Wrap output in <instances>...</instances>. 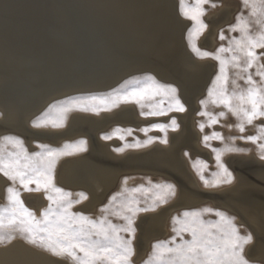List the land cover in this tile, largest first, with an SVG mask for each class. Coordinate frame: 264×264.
Wrapping results in <instances>:
<instances>
[{"label": "rangeland", "instance_id": "rangeland-1", "mask_svg": "<svg viewBox=\"0 0 264 264\" xmlns=\"http://www.w3.org/2000/svg\"><path fill=\"white\" fill-rule=\"evenodd\" d=\"M28 1L29 0H22L21 2V0H17L16 1L17 3L14 6H12V8L17 9L16 12L18 11L21 12V10L23 11L27 10L26 12L32 14V18L28 20V23H22V22L16 21L18 19L10 20V16H9L10 13L8 12L10 8L8 4L2 5V8H1L2 12L7 13L5 15L6 17L4 16L7 22L4 20V24H2V22L0 21V32L2 34L1 39L3 43H5V45L11 44L16 49L15 52H17L19 56L23 55L24 58L29 59L28 61L34 62V63H30L27 65H22L19 63L15 64L14 62L13 63L10 62V64L8 65V63L3 61V58L0 56V60L2 61V62L0 61V63H3V62L5 64L7 63L6 64L7 66H5L7 67L6 68L7 70L11 69V70L19 71V70L28 69V68L29 69L40 68V64H39L40 60L44 59L49 53V51L55 47L56 40L53 36L54 28H57L61 25H66L67 21L65 20L70 19V17L68 16L67 17L64 16L66 18L65 20L62 19L64 18L62 16L64 15L63 13L66 12V9H65V6L63 7L64 4H62L60 0L59 1L58 0H50V1L49 0H32L31 1L30 0L29 2ZM57 1H58V4H57ZM165 1L167 3H171L172 5L170 7H167L166 5H164L167 7V10L165 9L166 7L162 9L167 14L166 15L167 19L173 20L174 23L176 22V23L183 25L182 37L178 43V45L180 46L179 52H178L179 65L184 67L185 60H189V61H192L194 66H199V68H205L206 66H209V68H207V72L204 75L205 79L203 80L202 84L194 92H192L188 98L185 95H183L184 93L182 92L180 86H178L173 80L172 81L171 79L168 80L169 79L168 77H165V76L163 77V75L155 73L154 71L152 72L149 69H138V70L133 69L131 71H128V73L123 74L121 76L116 75L113 77V75H111L109 79L103 81V83L101 84L102 87H98V88H82L81 85L83 84L84 79L78 80L82 77L81 76L82 74L80 73L81 71H76V72L71 73L72 75H70V78L72 80L70 79L71 80L70 82H66L67 84L65 86L69 85V87H67L68 89H66L64 92H61V93L59 92L60 94L57 93L58 96L57 94L56 96L55 94H53L52 96L48 95L47 101H45L46 100L45 99L44 100L45 102L38 104L37 107L35 106V109L33 111L32 110L30 111L28 109L21 110V111L19 110L17 120H16L17 124L13 123V125L16 124L15 131H10L8 130L9 128L4 129L3 130L4 132L0 131V138H2L5 135L19 137L21 140H23L24 146L28 149L29 152L39 151V148L37 147V145H40V144H44L52 148L60 149V148H63L65 144H75L76 142L85 139L84 141H86V149H87L86 151L87 152L86 151H83L84 153L76 152L73 155L62 156L58 159L56 163V168H55V173H56L55 177L57 178V172L60 176L58 175V179L55 178V183L58 187H61L65 191L72 193V199L74 200L78 198L77 196L78 193H84L87 196V199L81 201V203L79 204H75L72 208V211L82 212L84 215L94 220L104 215V213L100 211L101 208H103L106 205H109L111 197L121 192V190L124 187L133 188L139 185L150 187L148 183L149 181H151L152 184L167 183V184L174 185L175 195L170 197L167 203L158 205L155 211L142 212L137 215L135 219V225H134L136 228V234H135V239L133 240V247L135 251H134V255L132 256V264H143V262L147 260L148 257L150 256L152 252V246L154 243H156L157 241L169 240L171 237L175 235V233L173 232V227H174L173 217L182 216V213L184 211L201 210L205 208H209L213 210H220V211L225 212L229 216L235 217V223L239 228L240 234L246 235L248 233H251L253 235V242L245 246L246 257L252 262V264H264V260H263L264 259L263 258L264 257L263 256L264 255V218H263L264 212H262L264 206L259 203V198H264V187L263 189L262 188H252V189L245 188L241 193L234 195L235 200L238 202L233 201V200L231 201L225 200V201L220 202L218 200H215V198L212 196L216 193L218 194L220 193L222 195L229 194L230 191H227V190H231L239 183L240 177L237 174L235 168L231 164L233 158H242V159L244 158V159L251 160L250 162L260 163L262 165L264 164V159L260 158L261 151L258 147L260 143H264V139L257 141V143H252L250 141L240 138L242 136L247 137L250 135H259L260 134L259 127L262 124H264V117L254 120L253 123L250 125L245 124L244 131L241 132L239 128L237 127V125L240 123L237 117L234 116L227 109H225L223 105L213 104L211 102V99L208 96L209 88L212 87L213 81L215 80L216 76L219 73V69H220L219 62L215 59H212L211 57L202 59L192 49L193 43L201 51H208L212 53H215L216 50L222 45L224 47H228L229 41L233 37L239 38L240 36L239 32H232L229 30V28L231 25L236 23V17L240 15L241 13L249 19L250 31L252 33H256L257 31H259V25L255 23L254 18L249 16L250 9L243 6L242 0H211V3H206L203 5V8L205 9V13L201 17V19L207 25V27L199 35L194 34L190 41L189 33L193 31L195 27V22L186 18L185 15L183 14L182 8H181V0H165ZM195 3H196V0H184V5L186 7H191ZM212 3H214L216 6L212 7L211 6ZM225 8H232L233 11L231 12V14H229V12H227ZM55 10L56 11L58 10V11L56 12ZM218 11L222 14L221 15L222 22L221 20L217 22L216 24L221 22L220 25L217 26L213 23V21L211 20L212 19L211 17H213L215 14H219ZM21 13L25 14L24 12H21ZM223 13L225 14V16ZM177 16L178 18L176 19ZM27 17H31V15ZM73 24L76 25V27H78L79 29H81L82 33H87L91 30V25L86 24V22L85 24L83 23L84 27H80V25H78V23L75 24V22H73ZM214 28L216 30H214ZM213 31H214L215 44L210 46L206 44L204 41H205V38L209 36L210 33H212ZM221 32H223L225 36L224 40H221L219 38ZM101 36H102V39L106 38V36L102 32H101ZM49 43L50 45H47ZM256 51L258 54L264 53V49H257ZM97 52H98L97 50L94 51L95 59L93 62L95 63H93V66L89 67V69H86V70L95 69V65H98L96 67H99L101 71L106 70L105 69L106 61L103 62L104 59L100 57V55ZM224 55L228 56L229 54L225 53ZM259 63L264 64V55L261 56ZM0 71H2V69ZM39 71L41 72L40 73L41 76L42 75L44 76L43 72L41 70ZM227 71H228V76H229V82L227 85L229 92H231L234 89V85L232 83L233 80L236 81V84L239 85L240 89L247 87L244 80L240 79L239 76L237 75L238 69L229 67ZM249 71L253 74V79L256 80L257 83L259 84L260 78L255 75L256 68L254 67L250 69ZM155 74L159 75V77H157ZM240 75L243 76L246 74L240 73ZM146 76L154 77L155 80L161 84L171 85L175 87L177 89L176 95L179 98L180 102L184 105L185 111L183 112L169 111L167 112L166 115H163V116H145V115H141V112L142 111L148 112L150 110L148 107L141 109V107L134 102H130V103L121 102L115 107H112L110 110H107V111L101 110L98 113L92 112V111L73 110L66 114L63 127L54 128L51 125H48V126L41 127V128H34L32 126V121L36 119L37 117H39L47 109L49 104L57 100H63L70 96L108 94V93H111L114 89H118L122 84H124L126 81L130 79L143 78ZM4 80L6 81L7 79H4ZM4 80L0 81V85L5 82ZM78 86L79 87L81 86V87L79 88ZM160 100H161V97L157 96L155 97L154 100L149 101V103L159 104ZM201 101H208V102L206 105H202ZM161 106L164 108H167L168 101L164 100V103ZM128 110L129 112L133 113L134 115L133 118L125 119V118L119 117L120 113H122L123 111H128ZM202 111H206L212 116L218 117V122L215 124H210L209 116L200 115ZM0 112H2V114L0 113V123H2L1 121L5 120L4 118H7L5 116L6 115L8 116V114L3 112L1 108H0ZM221 112L225 113L223 117H219V113ZM173 118H175L176 123L178 125V127H176L175 130H173V128L170 126L171 120ZM88 121H93L95 123H92L93 128H90L89 130L87 129L85 130L82 128V126ZM95 124H97V126H94ZM153 124H165V125H169V127L167 128L166 132H162L158 129L152 128L151 126ZM201 124L205 126L203 131L200 128ZM186 125L187 126L190 125V127H192V129L190 128L191 133H187L189 135L188 137L189 142L187 144L178 143L176 146V144H174L175 135L180 134L184 130V128L187 127ZM146 128L149 129L147 133L143 131V129H146ZM67 129L71 133H73V137L64 138L63 136V138L60 139L61 136L65 134L66 131H68ZM117 129L121 130L120 133L116 135H112L114 132H116ZM129 129L131 130V135L127 134V130ZM48 130H50L51 133ZM46 131L48 133H46ZM19 132L22 134H20ZM27 133L31 138L30 141L28 142L27 140H25V137H26L25 134ZM214 133H219L223 137V139L213 138ZM106 135H112V139H104L103 137ZM120 135H123L124 139H120L119 138ZM205 136L210 137V139L207 142H205L204 140ZM52 137L59 138L60 140L52 141L54 139ZM165 137L167 139V143H162L161 140L164 139ZM41 138L42 140H40ZM92 138H95V140L93 141ZM149 138H153L152 142L148 143L145 146L125 147L126 144L134 145L138 141L142 143L148 140ZM156 146H159L161 148L164 147L165 149L172 147V150L175 153V157L178 158L181 162H183L184 168H186L185 170L189 174V177L186 180L187 181L194 180V182L196 180L195 184L196 186H198L197 188L198 189L200 188L199 190L212 193L211 194L212 197L209 199L208 198L201 199L199 203L193 204V205L183 204L180 201H178V198L181 193L180 188L183 187L182 190L186 188L185 187L186 183H184V181L186 182V180L184 178H181L182 176L179 172L172 170L171 168H169V166L159 164V163L156 164L152 159L149 158V156L146 153ZM226 146H232L235 148H239V149H242L243 151H232V152L223 151L226 148ZM117 148H123V151H119V152L115 151V149ZM99 149L102 152H105L106 154H108L109 156L111 155L112 157L111 159L109 160L106 159L108 163H111V164L114 163L117 166L121 165L128 158H130L128 157V154L130 153L141 154L144 152L146 155L143 153L142 157L139 156V158H135L136 160L133 159L132 161L134 163L138 162L141 164L140 166L142 169L140 171L130 170V173H129V171L119 170L117 173L114 174L112 181L109 182V185L103 184V188L101 189V192L97 196L94 197L90 189L92 188L93 184H90V185L79 184L73 181L74 180L73 176L70 173L65 174L64 176L61 175L62 174L61 170L66 162L71 161L74 163L75 162L78 163L79 160H81L82 158L83 159L87 158L91 152H95L96 150H99ZM214 149L222 150L221 157H220L221 162L232 173L233 180L231 184L221 183L219 185L213 186L211 183H209L208 185H206L204 183V180L201 179V174H202L206 180L212 181L214 178L213 174L220 171V169L217 167V161H216L217 153L216 151H214ZM142 161L143 163L144 161L146 162L143 164ZM152 164H154L157 167L156 169L157 171L158 170L160 171L152 172L151 170H149V167L153 166ZM142 166H145V168H148V169H145ZM164 167L166 168L164 169ZM161 169L163 170L169 169L167 171H170L176 177L175 176L173 177L171 175L169 176L168 174L166 175V173H163L162 172L163 170ZM126 179H127V185H125L124 183ZM1 182L2 183L4 182V184H1ZM0 185H2L0 186V207L8 206L7 188L14 187L20 191L21 193L20 198L23 201L24 206L30 209L31 211H33L38 219L41 218V213L43 209H45L49 203L43 191L26 192L23 190V188L19 185L18 182L13 184L12 181L8 180L2 174H0ZM75 185L77 187H75ZM30 187H35V185H31ZM260 189L263 191H260ZM34 195H38L39 199L41 198L40 199L41 203H31L29 201L31 198L34 197ZM92 197L95 199H93ZM87 203L89 205H87ZM172 204L173 205L180 204V205H187V206L177 207L173 209L172 211H170L169 213L168 209H170ZM251 210L253 213H256V212L258 213V214L256 213L258 215L257 218L253 219L255 216L251 215L252 214ZM163 215H164V218H163ZM153 217L158 218L160 222L163 221L162 225H159L158 222L154 223L152 221ZM108 218L115 224L123 223V221L119 220L118 218H116L115 216L111 214L108 215ZM203 219L206 221H215L218 218L214 214L208 213L204 215ZM250 222H253V223H250ZM12 234L14 235L15 239L10 244H0V250H1L0 255L1 253L3 254L5 253L8 255L10 254L9 256L6 257L7 259L5 258L4 260H2L4 262L0 261V264L2 263L7 264V262L10 264H15V263L16 264H38V263L41 264L40 262H42V264H48V263L49 264H63V263L72 264V262L66 257L61 258V257L53 256L50 253L40 248H37L35 246L28 244L22 238L19 232H13ZM122 235H124L125 238H127V234L122 233ZM149 235H152V236H149ZM184 238L189 239L190 237L188 236L187 233H185ZM177 240H179V238H177ZM19 254H22V255H19ZM10 256L14 259L10 258ZM28 257H30L31 260L30 258L28 259ZM47 258H48V261H46Z\"/></svg>", "mask_w": 264, "mask_h": 264}, {"label": "snow or ice", "instance_id": "snow-or-ice-1", "mask_svg": "<svg viewBox=\"0 0 264 264\" xmlns=\"http://www.w3.org/2000/svg\"><path fill=\"white\" fill-rule=\"evenodd\" d=\"M211 0H196L191 7L184 5L181 0L182 12L186 18L195 22V27L189 33L190 41L193 35H199L207 25L201 17L205 13L203 5ZM243 6L250 9L249 16L259 25V31H250V21L242 13L236 17V23L229 30L239 32V38L233 37L229 46L219 47L215 53L201 51L192 44L193 51L200 58L211 57L219 62V73L209 88L208 96L216 105H223L240 123L237 125L241 132L245 124H252L254 120L264 117V64L259 63L264 53L258 54L257 49H264V0H242ZM212 7L216 5L211 4ZM221 40L225 39L223 32ZM228 53V56L224 54ZM238 69L237 75L243 79L246 88L240 89L233 80L234 89L228 90V68ZM256 68L255 75L260 78L258 84L249 71ZM240 73L246 75L241 76ZM177 89L171 85L161 84L152 76L133 78L126 81L118 89L104 95L70 96L57 100L48 105L47 109L32 121L34 128L51 125L54 128L63 127L66 114L73 111L110 110L119 103L134 102L141 109L148 107V112H141L145 116H163L169 111L183 112L184 105L176 95ZM161 97L159 104L149 101ZM168 101V107L161 105ZM208 101H201L206 105ZM209 116L210 124L218 122V117L206 111L200 113ZM224 112L219 113L223 117ZM170 126L175 130L178 127L175 118ZM166 132L169 125L153 124L151 126ZM204 125L200 128L203 131ZM117 129L112 135L120 133ZM145 133L149 129H143ZM259 135L240 137L252 143L264 139V124L259 127ZM131 135V130H127ZM106 135L104 139H112ZM120 139H124L120 135ZM213 138L223 139L219 133ZM149 138L144 142L125 147H141L152 142ZM209 136H205L207 142ZM167 143L166 137L161 140ZM39 151L29 152L19 137L5 135L0 138V174L19 185L26 192L45 193L49 202L43 209L41 218L24 206L21 193L14 187L7 188V207H0V244H10L14 239L13 232H19L22 238L30 245L40 248L53 256L68 258L72 264H132L134 255L133 240L135 239V219L139 213L155 211L160 204L168 202L175 195V186L172 184H152L150 187L139 185L133 188L124 187L121 192L113 195L109 205L101 208L104 213L98 219H91L82 212H73L75 204L86 200L84 193H78L77 199H72V193L58 187L55 183V168L58 159L62 156L73 155L76 152L86 151V141L80 140L75 144H65L63 148H52L48 145H37ZM261 159H264V143L258 145ZM115 151H123L117 148ZM216 151L217 167L219 172L213 174V180L201 179L213 186L221 183L231 184L232 173L221 162V151ZM223 151H243L232 146H226ZM199 171V170H198ZM127 185V179L125 180ZM35 185V187H30ZM143 205V206H142ZM212 213L218 219L206 221L205 214ZM111 214L123 221L115 224L109 218ZM173 232L175 235L169 240L157 241L152 246V252L143 264H252L245 255V246L253 242V235H241L235 223V217L220 210L209 208L193 211H184L182 216L173 217ZM122 233L127 234L125 238ZM187 233L189 239L184 238ZM179 238V240H177Z\"/></svg>", "mask_w": 264, "mask_h": 264}, {"label": "bare ground", "instance_id": "bare-ground-1", "mask_svg": "<svg viewBox=\"0 0 264 264\" xmlns=\"http://www.w3.org/2000/svg\"><path fill=\"white\" fill-rule=\"evenodd\" d=\"M16 1L17 0H6V1L0 0V21L2 22V24H4V20L7 22V20L4 18V16L7 13L2 12L1 10L2 5H5V4H8L10 8V10L8 11L10 13L9 14L10 20L18 19L16 21H19L22 23H28V20L32 18V14L26 12L27 10H24V11L21 10V12L25 13L23 14L20 11L16 12L17 10L16 8H12V6H14L17 3ZM58 1H57V4H58ZM60 1L62 2V4H64L63 7L65 6V9H66V12L63 13L64 15L62 16L61 14V16L62 17L68 16L70 17V19L65 20L66 19L65 17L62 18L65 21H67L66 22L67 24L54 28L53 36L56 40L55 47L52 48V50L49 51L47 56L44 59L40 60L39 62L40 68L38 69L43 72L44 76L43 75L41 76L40 74L41 72L38 69L28 68V69H22V70L17 71V70H11L8 68L9 70H7L6 69L7 67L5 66H7L6 65L7 63L9 65L10 62L11 63L14 62L15 64L19 63L22 65H27L30 63H34V62L28 61L29 59L24 58L23 55L21 54H20L21 56H19L18 53L15 52L16 49L11 44L5 45V43H3L1 39L2 34L0 32V56L3 58V61L7 62L6 64L4 62L0 63V68L2 69V71H0V81L7 79L6 81L4 80L5 82L0 85V108L3 112L8 114V116L7 115L5 116L7 118H4L5 120L1 121L2 123H0V131H3L4 129H8V128H9L8 130L10 131H15V125L17 124L16 120H17L19 110L21 111V110L28 109L30 111L31 110L33 111L35 109V106L37 107L38 104H41L47 101L48 95L52 96L53 94H55L56 96L57 93L64 92L66 89H68L67 87H69V85L65 86L67 84L66 82H70L72 80L70 78V75H72L71 73L76 72V71H81L80 73L82 74L81 75L82 77L78 80L84 79V82L81 85L82 88H98V87H102L101 84L103 83V81L109 79L111 75H113V77L116 75L121 76L123 74L128 73V71H131L133 69L134 70L149 69L152 72L154 71L155 73L163 75V77L164 76L168 77L169 78L168 80L170 79L171 81L173 80L178 86H180L182 92L184 93L183 95H185L187 98L191 95L192 92H194L202 84L203 80L205 79L204 75L207 72V68H209V66H206L205 68H199V66H194L192 61H189V60H185L184 67L180 66L178 63V52L180 48L178 43L182 37L183 25L176 23V22L174 23L173 20H168L166 16L167 14L164 12V10H162L166 6L167 7L172 6L171 3H167L165 0H60ZM167 7L165 8L166 10H167ZM225 9L227 12H229V14H231V12L233 11L232 8H225ZM218 13L219 14H215L213 17H211L212 18L211 20L217 26L220 25V23L222 22L221 20L222 14L219 11ZM28 14H30L31 17H27V16H30ZM177 18L178 16L176 17V19ZM220 20L221 22L216 24ZM73 22H75V24L78 23L80 27H84L83 25L86 22V24L91 25V30L87 33H82L81 29L76 27V25H74ZM214 30L216 29L214 28ZM101 32L106 36L105 39H102ZM204 42L210 46L215 44L214 31L205 38ZM47 45H50V43ZM96 50L98 51L97 53L100 55V57L104 59L103 62L106 61L105 71H101L99 67H96L98 65H95V69L93 70H86V69H89V67L93 66V63H95L93 61L95 59L94 51ZM156 76L159 77V75H156ZM0 113L2 114V112ZM133 116H134L133 113L129 112V110L123 111L119 115L120 118H125V119L133 118ZM13 123H16V124L13 125ZM92 123H95V122L88 121L87 123L83 124L82 128L85 130L86 129L89 130L90 128H93ZM94 126H97V124H95ZM190 128L192 129V127H190L189 125L185 127L184 130L180 134L175 135L174 144H176V146L178 143L187 144L189 142L188 141L189 135L187 133H191ZM48 131L50 132V130ZM46 133L48 132L46 131ZM25 135H26L25 140H27V142L30 141L31 138L28 135V133ZM63 136L64 138L73 137V133H71L68 130L65 132V134L61 136L60 139H62ZM60 139L54 138L52 141H59ZM40 140H42V138ZM92 140L94 141L95 138H92ZM143 153L141 154L130 153L128 154V157L130 158H128L121 165L117 166L114 163L113 164L108 163L106 159L108 160L111 159L112 158L111 155L109 156L108 154H106L105 152H102L99 149V150H96L95 152H91L87 158H84V159L82 158L81 160L78 161V163L77 162L74 163L71 161L66 162L61 170L62 172L61 175L64 176L65 174L70 173L73 176V179H74L73 181L79 184H83V185L93 184L92 188L90 189L95 197L101 192V189L103 188V184L109 185V182L112 181L114 174L117 173L119 170L129 171V173H130V170L140 171L142 169L140 166L141 164L138 162L137 164L132 161L135 158H139V156L142 157ZM146 154L156 164L159 163V164L169 166V168H171L172 170L179 172L182 176L181 178H184L185 180L188 179L189 174L188 172H186L185 170L186 168H184L183 162H181L178 158L175 157V153L172 150V147L165 149L164 147L161 148L159 146H156L150 151H148ZM250 161L251 160L244 159V158L243 159L242 158L232 159L231 164L235 168L237 174L239 175L240 181L234 188H232L231 190H227V191H230L229 194L222 195L220 193L219 194L216 193L214 194L215 196L212 195L215 198V200H218L220 202L225 201V200L236 201L234 198V195L241 193L245 188L246 189L247 188H251V189L252 188H262L263 189L264 187V169H263L264 166L263 165L264 164L262 165L260 163L250 162ZM145 162L146 161H144V163ZM154 164H152L153 165L152 167H149V170H151L152 172L160 171V170L158 171L156 170L157 167L155 166L156 164L155 165ZM142 167L145 168V166H142ZM165 168L166 167H164V169ZM145 169H148V168H145ZM167 170L169 169L163 170L162 172L166 173V175L168 174L169 176L173 174ZM58 175L59 174L57 172V178L55 177L56 179H58ZM195 182L194 180H190V181L186 180V182L184 181V183H186L185 185L186 188H184V190H182L183 187L180 188L181 193L178 198V201H180L183 204H194L196 202L201 201V199H204V198L209 199L212 197L211 196L212 193L199 190L200 188L199 189L197 188L198 186H196ZM1 184H4V182L3 183L1 182ZM75 187L77 186L75 185ZM260 191H263V190L260 189ZM40 199L38 195H34V197L31 198L29 201L31 203H41ZM259 203L264 206V198H259ZM87 205L89 204L87 203ZM262 212H264V208ZM256 213L252 212L251 215L255 216L253 219L258 217L257 215L258 213L257 214ZM163 218H164V215H163ZM152 221L154 223L158 222L159 225H162L163 223L162 219H161L162 222H160V220L156 217H153ZM250 223H253V222H250ZM149 236H152V235H149ZM9 255L5 253L4 254L1 253L0 261L4 260ZM19 255H22V254H19ZM30 257H28V259ZM10 258L12 257L10 256ZM46 261H48V258L46 259ZM40 263L42 264V262ZM7 264H10V263L7 262Z\"/></svg>", "mask_w": 264, "mask_h": 264}, {"label": "water", "instance_id": "water-1", "mask_svg": "<svg viewBox=\"0 0 264 264\" xmlns=\"http://www.w3.org/2000/svg\"><path fill=\"white\" fill-rule=\"evenodd\" d=\"M82 92V91H81ZM171 176H173L174 177V175L172 174ZM197 203H199V202H196V203H194V204H197ZM191 205H193V204H191ZM181 206H187V205H178V204H174V205H172L171 207H170V209H169V213H170V211H172L173 209H175V208H177V207H181ZM168 213V214H169Z\"/></svg>", "mask_w": 264, "mask_h": 264}]
</instances>
